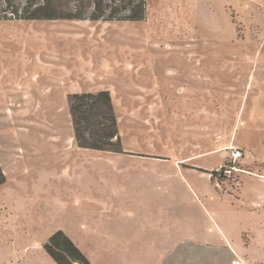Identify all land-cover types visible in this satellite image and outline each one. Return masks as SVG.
<instances>
[{
	"label": "rangeland",
	"instance_id": "rangeland-1",
	"mask_svg": "<svg viewBox=\"0 0 264 264\" xmlns=\"http://www.w3.org/2000/svg\"><path fill=\"white\" fill-rule=\"evenodd\" d=\"M146 2L140 21L0 19V264H57V230L106 264L95 245L160 212L216 227L237 204L264 226L238 200L264 204V0ZM99 90L119 152L74 136L68 93Z\"/></svg>",
	"mask_w": 264,
	"mask_h": 264
},
{
	"label": "crops",
	"instance_id": "crops-1",
	"mask_svg": "<svg viewBox=\"0 0 264 264\" xmlns=\"http://www.w3.org/2000/svg\"><path fill=\"white\" fill-rule=\"evenodd\" d=\"M173 171L176 176L183 170L176 168ZM167 183L174 184V181H163L161 189L164 192ZM238 200L248 203L251 208L248 212L252 214L254 209L264 205L258 198L246 201L241 197ZM166 205L167 199L160 203L161 207ZM232 208L235 209V219L219 213L222 214L220 223L214 220L216 227L209 223L200 227L189 217L181 218L177 211L166 216L160 212L148 226L142 225L121 235L112 232L106 244L95 245V251H107L106 264H264V226L262 223L253 225V220L244 223L245 207L236 204ZM139 217L145 221L149 219Z\"/></svg>",
	"mask_w": 264,
	"mask_h": 264
},
{
	"label": "trees",
	"instance_id": "trees-1",
	"mask_svg": "<svg viewBox=\"0 0 264 264\" xmlns=\"http://www.w3.org/2000/svg\"><path fill=\"white\" fill-rule=\"evenodd\" d=\"M146 3V0H0V19L140 21L145 17ZM67 100L79 147L121 151L117 118L108 90L73 92ZM4 182L0 168V185ZM44 247L57 264H92L61 230Z\"/></svg>",
	"mask_w": 264,
	"mask_h": 264
},
{
	"label": "built area",
	"instance_id": "built-area-1",
	"mask_svg": "<svg viewBox=\"0 0 264 264\" xmlns=\"http://www.w3.org/2000/svg\"><path fill=\"white\" fill-rule=\"evenodd\" d=\"M231 152H232V157L235 158V159L240 155V154H239V153H240L239 150H236V149H235V150H232Z\"/></svg>",
	"mask_w": 264,
	"mask_h": 264
},
{
	"label": "flooded vegetation",
	"instance_id": "flooded-vegetation-1",
	"mask_svg": "<svg viewBox=\"0 0 264 264\" xmlns=\"http://www.w3.org/2000/svg\"><path fill=\"white\" fill-rule=\"evenodd\" d=\"M73 93V92H72ZM49 255V254H48ZM50 256V255H49ZM51 257V256H50ZM52 258V257H51ZM53 259V258H52ZM54 260V259H53ZM55 261V260H54ZM56 262V261H55Z\"/></svg>",
	"mask_w": 264,
	"mask_h": 264
}]
</instances>
